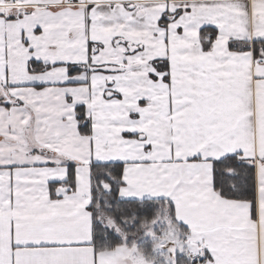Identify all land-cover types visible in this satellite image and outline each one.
I'll return each mask as SVG.
<instances>
[{"label":"snow or ice","instance_id":"6c2138e0","mask_svg":"<svg viewBox=\"0 0 264 264\" xmlns=\"http://www.w3.org/2000/svg\"><path fill=\"white\" fill-rule=\"evenodd\" d=\"M0 264H264V0H0Z\"/></svg>","mask_w":264,"mask_h":264}]
</instances>
